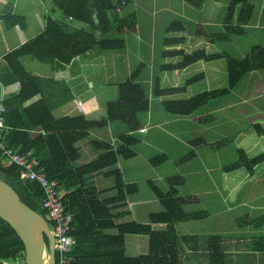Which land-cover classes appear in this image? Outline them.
Wrapping results in <instances>:
<instances>
[{
	"label": "trees",
	"instance_id": "1",
	"mask_svg": "<svg viewBox=\"0 0 264 264\" xmlns=\"http://www.w3.org/2000/svg\"><path fill=\"white\" fill-rule=\"evenodd\" d=\"M183 1L192 9H200L205 2L217 0ZM49 2L51 13L58 12L60 18L47 16L45 28L40 34L5 56L18 77L20 90L2 104L4 113L1 115L3 128H0V141L19 154L37 158L45 168L47 177L59 182L62 201L72 216L70 234L75 239L69 253V264H264V236L223 232L183 235L180 232L177 228L180 224L204 221L216 211L225 209L224 204L214 210L208 204L206 209L196 205L191 198H184L180 190L185 182L182 176L167 177L168 188L165 192L148 181L161 210L149 213L146 223L133 219L128 198L138 192V186L136 183H125L120 168L121 161L135 156L133 147L141 142L137 134L143 128V118L151 110L150 98L184 93L187 86L203 79L202 74H198L186 80L182 86L163 87L162 73L183 70L199 61L225 60L226 87L203 91L185 99L161 100L162 110L168 116L187 118L212 100L236 91L241 83L245 84L250 73L264 70V46L252 47L244 57L234 56L227 51L207 53L204 48L186 53L178 48L186 42L184 35L179 36L185 33L186 24L174 18L164 27L165 34L172 36L161 38V49L157 52L163 63H157L152 75L141 76L145 68V63L141 62L117 82L116 96L105 104L104 117L99 120H88L83 115L54 118L42 100L26 104L39 94V87L35 78L21 66L20 58L29 56L40 63L66 66L78 57L89 60L114 55L119 57L118 53L133 44L134 36L140 34L141 29L135 10L128 7V0ZM226 10L225 24L222 25L229 34L246 23L253 11V4L251 0H229ZM16 19L12 18V21ZM68 19L85 25V28L72 26L66 22ZM203 32V25L198 24L195 35L201 38ZM205 36L209 43L222 42L226 37L224 34L209 33ZM174 58L178 61L166 62ZM195 120L203 125L215 121L211 114L198 115ZM109 123L125 126L115 143L90 136L92 132L105 129ZM243 130L253 131L257 136L264 135V127L259 122L250 123ZM89 137L88 144L95 157L79 164L81 153L78 144ZM188 141L198 150L205 147L214 151L227 143L232 146L230 163L225 164V156H222V166L217 175L240 168L253 174L254 168L264 161L263 154L249 157L229 140L222 139L212 144L203 137H195ZM194 155L195 150L189 149L187 160L191 161ZM167 159L166 153H160L150 157L148 163L157 167ZM0 179L12 187L21 202L45 215L40 208L42 190L35 182H21L16 166L3 167L0 163ZM230 222L238 229H258L264 225V215L251 218L233 214ZM129 235L146 236L144 253H127L125 241ZM22 253V242L12 228L0 219V260L15 259Z\"/></svg>",
	"mask_w": 264,
	"mask_h": 264
},
{
	"label": "rangeland",
	"instance_id": "2",
	"mask_svg": "<svg viewBox=\"0 0 264 264\" xmlns=\"http://www.w3.org/2000/svg\"><path fill=\"white\" fill-rule=\"evenodd\" d=\"M128 1V7L135 10L140 20L139 26L141 33L134 36L133 44H131V41V45L124 52L118 53L119 57L117 55L108 57L105 61L107 62L106 65L102 66L99 64L94 69L96 82L98 84L102 83V86H99L100 88L97 90V97L99 99H103L106 94L109 97V94L112 92V89L109 88V84L118 80L120 81L121 78L124 79V77L129 75L132 70H135L141 62L145 63V68L142 70L141 76H145L146 74L150 76L154 73V67L157 66V63H163L160 57H158L159 49H161L160 40L163 36H172V34H165L164 27L174 18L181 19L186 24L185 33L179 34V36L184 35L186 37L184 45L179 46V48H182L186 53L195 51L209 43L206 39L198 38L195 35L194 32L198 24L203 25L205 32L202 33L203 35L207 33L217 35L224 34L226 38L230 35V33L227 34L228 32L224 30V26L222 25L225 24V16L227 15L226 6L229 0H217L216 2L207 1L200 9L188 7L183 0ZM74 27L85 28V25L75 22ZM228 38L229 41L223 40L222 42L216 43L220 49H215V47H213L208 49V52L211 50L212 53L219 50L229 52V49L238 45L236 41L230 40V37ZM139 43H142V45L139 46ZM168 62L172 61L169 60ZM224 62V59L219 60V62L214 61L221 78H212L216 74L212 73V71L206 73V69L208 70L213 66L212 62L192 64L180 72V75L176 78L172 77L171 72H166L164 74L167 76V80L165 79V82L163 81V87L182 86L186 80L199 73H204L207 78L199 79L187 86L184 93L158 99L154 97L150 98L152 102L151 123L165 122L168 119L170 122H168V126H159L158 129L152 128L150 133L144 137L143 135L137 134L141 142L133 147L135 156L131 159L121 161L120 163V165L123 163L124 178L127 183H136L138 186V192L131 197L146 201L140 202V206L133 207V210H131L132 218L136 219L138 222L142 223L144 220L147 221V215L149 213L161 210L158 201L148 200L155 199L147 182H153L161 191L165 192L168 188L165 179L169 176L179 175L185 179L184 187L180 189L184 198L188 199L189 197L196 205H200L206 209L208 204L211 205L213 210L217 209L221 204H225V210L216 211L207 221L185 223L178 226L177 228L183 235H193L196 234L197 231L202 230L207 232L213 231L218 225L220 230L223 229L225 233L237 232V229H235L236 227L231 225L232 222H230L233 215L232 209H235L231 205L232 203L236 205L240 203L235 193L243 190L245 184L251 182L250 177L246 174L241 176L237 175L238 177L233 179L234 184H223V181H220L223 174L219 173V175H217L216 172H218L222 166V156L223 158L225 156V164L230 163V159L232 158V146L227 143L219 149H214V151L205 147L198 150L193 148L188 140L195 137H203L208 143L214 144L219 140L225 139L232 141L233 144L236 143L237 146L242 149L246 147L248 149L245 148V150L249 151L251 139L248 137L245 138L240 145L238 143L241 140H237L239 131L245 129L250 124L247 122L248 116L250 117V115L247 114L251 109L249 106V98L244 97V94L239 92L244 83H241L237 87V90H233L230 95L216 98L212 100V102L204 105L202 108L203 110L201 109L198 111V115L211 114L214 116L215 121H211L208 125L199 124L193 117L177 119L168 116L160 105L161 100L164 99H185L203 91L226 87L227 75L226 63ZM38 65V62H34V66ZM162 75L163 73L161 76ZM169 77H172V79ZM105 88H107V91ZM245 108L247 109L246 112L244 110ZM148 117H150V115H148ZM112 124L120 126L123 131L125 130V126L122 124ZM142 130V132L145 131V129ZM243 132L245 133L244 130ZM244 143L248 145L243 147ZM189 149L195 150V155L191 157V161L187 160ZM160 153L167 154V161L157 167L150 166L148 159ZM246 154L248 155L250 152H246ZM255 154L258 155L260 153H254V155ZM83 158H85V156ZM257 175L259 178L253 177V181H264V165L257 167ZM224 190L227 192L226 195L220 194V192ZM248 197L251 198L252 196L246 195L245 198L247 200L245 203L250 202ZM193 198H195V200ZM196 198L198 203H196ZM243 205L247 206V204ZM246 206L243 207L247 208L248 212L253 210L251 208L249 210ZM37 211H40V209H37ZM136 239L141 241L139 247L135 250L129 249L130 241ZM146 246V236H128L127 251L129 254L136 255L138 253H144L146 251Z\"/></svg>",
	"mask_w": 264,
	"mask_h": 264
},
{
	"label": "crops",
	"instance_id": "3",
	"mask_svg": "<svg viewBox=\"0 0 264 264\" xmlns=\"http://www.w3.org/2000/svg\"><path fill=\"white\" fill-rule=\"evenodd\" d=\"M251 3L253 4V11L250 17L247 19L246 23L244 25H241V29H234L233 31H231L230 35L227 36V38L225 37L226 41H229L228 37H230V40H234L238 43L237 46L229 49V52L237 57H244L254 46H264V0H251ZM49 15H52L54 18H60L58 12L51 13V5L49 0H0V107H3L2 104L4 101L16 96L20 90L18 77L6 62L5 56L12 50L18 48L36 35L40 34L45 28L47 16ZM12 18L18 19L12 21ZM66 22H68L72 26L75 25V22L69 19L66 20ZM205 37L206 36L202 34L201 38H204L205 40ZM208 44L201 47L204 48L207 53H212V50L208 52V49H211L213 47H215V49H220L219 46L216 45V43ZM138 45L141 46L142 43H139ZM217 52L221 51L219 50ZM170 60L172 62L178 61L177 58ZM219 60L223 59L210 61L213 63V66H211L208 70L206 69V73L209 71H212V73H216L212 78H221L217 70L216 63H214V61L219 62ZM19 61L24 70L30 73L35 78L36 84L39 87V94L34 97L33 100L27 102L26 104L40 99L48 107L54 118L83 115L88 120H99L100 118L105 116V104L109 100L114 99L116 96L115 85L117 84V82H119V80L109 84V88L112 89L109 97L107 94V97L104 96L103 99H99L97 97V90H99V86H102V83L98 84L96 82L94 69L99 64L102 66L106 65V58L103 59L102 57L89 60L85 57H78L73 59L70 64L66 66H62L57 63H40L29 56H23ZM168 61L169 60H166L167 63ZM34 62H38L40 66H34ZM200 62L204 61H199L194 64H200ZM183 70L172 71V77H178L180 75V72H182ZM164 73L161 76V86H163V81L165 82V79L167 80V76H165ZM199 74H202L203 79L207 78L204 73ZM172 77L169 78L172 79ZM246 78V82L243 88L240 90V93L244 94V97L249 98L250 101L249 106L251 109L247 114L250 115V117L248 116L247 122H259L264 127V70L252 72ZM122 79L123 78H121L120 80ZM144 79L146 81V78ZM105 89L107 91V88ZM78 102L81 103L82 111H78L77 109ZM202 108H200L199 110H201ZM244 110L246 112L247 109L245 108ZM148 115H150V117H148ZM148 115L143 118L142 129H145V131L138 133L139 135H143V137L148 135L152 128L158 129L159 126H168V122H170L168 121V119L165 122L151 123V110ZM196 115L198 116V112L190 117H193L194 119L195 117H197ZM121 131L122 129L120 128V126H115V124L109 123L105 129L100 132H92L90 136L110 140L111 143H115L116 137L118 136V134H120ZM248 132L249 131H245L244 133L243 130L239 131L237 140L241 141L238 144L240 145V143H242V141L248 137L249 139H251L249 151L245 150V145H248L245 143L243 144V147H245L243 150L246 152H250V154L248 155H250L251 157L257 156V154L254 155V153H260L264 155V135L257 136L253 131H250L249 133ZM89 139L90 137L78 144V148L82 156V158H80L77 162L79 164L82 162H88L95 157L94 151L88 144ZM84 156L85 158H83ZM122 164L120 165V168L123 176V181L127 183L124 178V166ZM261 165H264V161L254 168L253 174H249L243 168L237 169L230 173H222L223 176L222 179L220 178V181L222 180L223 184H234L233 179L244 174L249 176L251 179V182L245 184L243 190L235 193L236 197H238V201L240 202L237 205L233 203L231 205L235 208L232 209V213L235 216H248L253 218L256 216L264 215V181L252 180L255 177H258L257 167ZM226 193V190L220 192V194L225 195ZM246 195L252 196L251 198L248 197L250 200V202L248 203H245L247 200V197L245 198ZM148 200L157 201L156 199ZM140 202L146 201H141L139 199L129 197L128 207L133 210V207L140 206ZM243 204H247V206ZM243 206L248 207L249 210L250 208L253 210L251 212H248L247 208ZM146 222L147 221L145 220L142 221V223ZM235 229H237V232L230 234L249 233L251 235L254 234L264 236V225L263 227H260L258 229H253L251 227H248L247 229ZM213 232L225 233L223 229L220 230L219 225L217 226V228L215 227V230L213 231H197V233L199 234ZM127 240L128 236L126 237L125 241L126 251ZM140 242L141 241L137 239L131 240L129 249H137L141 244Z\"/></svg>",
	"mask_w": 264,
	"mask_h": 264
},
{
	"label": "built area",
	"instance_id": "4",
	"mask_svg": "<svg viewBox=\"0 0 264 264\" xmlns=\"http://www.w3.org/2000/svg\"><path fill=\"white\" fill-rule=\"evenodd\" d=\"M78 111H82L81 103H77ZM4 107H0V128H3L2 114ZM141 132L143 130H140ZM0 163L3 167L16 166L18 179L21 182H35L42 190L40 208L53 237L55 264H69L71 248L75 244L72 230V216L66 210L62 201V190L59 182L47 177L45 168L37 158L31 155L19 154L0 141ZM0 264H25L24 252L11 260H0Z\"/></svg>",
	"mask_w": 264,
	"mask_h": 264
},
{
	"label": "water",
	"instance_id": "5",
	"mask_svg": "<svg viewBox=\"0 0 264 264\" xmlns=\"http://www.w3.org/2000/svg\"><path fill=\"white\" fill-rule=\"evenodd\" d=\"M0 219L22 242L25 264H55L53 237L44 217L21 202L12 187L1 179Z\"/></svg>",
	"mask_w": 264,
	"mask_h": 264
}]
</instances>
